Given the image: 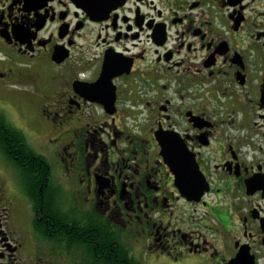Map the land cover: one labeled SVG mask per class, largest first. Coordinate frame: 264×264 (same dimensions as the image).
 Wrapping results in <instances>:
<instances>
[{
    "label": "flooded vegetation",
    "instance_id": "af4514ba",
    "mask_svg": "<svg viewBox=\"0 0 264 264\" xmlns=\"http://www.w3.org/2000/svg\"><path fill=\"white\" fill-rule=\"evenodd\" d=\"M0 264H264V0H0Z\"/></svg>",
    "mask_w": 264,
    "mask_h": 264
},
{
    "label": "snow or ice",
    "instance_id": "6c2138e0",
    "mask_svg": "<svg viewBox=\"0 0 264 264\" xmlns=\"http://www.w3.org/2000/svg\"><path fill=\"white\" fill-rule=\"evenodd\" d=\"M117 60H119V57H116ZM100 85L99 84H93L92 87L93 88H98Z\"/></svg>",
    "mask_w": 264,
    "mask_h": 264
}]
</instances>
